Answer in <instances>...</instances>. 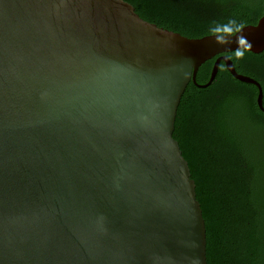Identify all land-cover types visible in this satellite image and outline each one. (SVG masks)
I'll use <instances>...</instances> for the list:
<instances>
[{
  "label": "water",
  "instance_id": "95a60500",
  "mask_svg": "<svg viewBox=\"0 0 264 264\" xmlns=\"http://www.w3.org/2000/svg\"><path fill=\"white\" fill-rule=\"evenodd\" d=\"M243 35L264 52V16ZM235 39L184 37L124 0H0V264H208L174 132L222 62L264 111L226 59Z\"/></svg>",
  "mask_w": 264,
  "mask_h": 264
},
{
  "label": "trees",
  "instance_id": "16d2710c",
  "mask_svg": "<svg viewBox=\"0 0 264 264\" xmlns=\"http://www.w3.org/2000/svg\"><path fill=\"white\" fill-rule=\"evenodd\" d=\"M124 1L143 20L191 39L209 36L213 22L255 26L264 16V0ZM215 62L201 66L198 85L209 82ZM234 65L260 80L264 53L250 52ZM257 96L256 87L236 80L222 63L208 88L189 84L178 109L174 138L196 183L208 264H264V113Z\"/></svg>",
  "mask_w": 264,
  "mask_h": 264
},
{
  "label": "clouds",
  "instance_id": "9594fccd",
  "mask_svg": "<svg viewBox=\"0 0 264 264\" xmlns=\"http://www.w3.org/2000/svg\"><path fill=\"white\" fill-rule=\"evenodd\" d=\"M248 26V21L229 19L226 23L213 22L209 27V33L215 39V43L221 46H228L233 43L232 38L235 37V43L238 47L231 50V54L226 57L230 61H241L246 54L251 52L252 45L243 35V30Z\"/></svg>",
  "mask_w": 264,
  "mask_h": 264
},
{
  "label": "flooded vegetation",
  "instance_id": "af4514ba",
  "mask_svg": "<svg viewBox=\"0 0 264 264\" xmlns=\"http://www.w3.org/2000/svg\"><path fill=\"white\" fill-rule=\"evenodd\" d=\"M262 53H264V52H262ZM262 53H260V54H262ZM218 58V57H217ZM217 58H216V60H217ZM233 62V61H232ZM222 63H224V62H222ZM221 63V64H222ZM220 64V65H221ZM225 64V63H224ZM233 64H234V62H233ZM226 65V64H225ZM235 66V65H234ZM235 69H236V67H235ZM228 70V69H227ZM237 71V70H236ZM257 71L258 72H256V75H258V76H260V80H262L263 82H264V66H262V68H259V69H257ZM238 73V72H237ZM231 74V73H230ZM239 75H242V76H244V77H248V78H251V79H253V80H255V81H257L260 85H261V87H262V90H263V84H262V81H260V80H258L256 77H254V75L253 76H250V74H240V73H238ZM232 75V74H231ZM233 76V75H232ZM235 78V77H234ZM236 79V78H235ZM237 80V79H236ZM239 81V80H238ZM241 82V81H240ZM242 83H244V82H242ZM245 84H249V85H251V86H254V87H256L257 88V86H255L254 84H250V83H245ZM258 89V88H257ZM258 96H259V89H258ZM258 96H257V99H256V103H257V106L259 107V104H258ZM263 107H264V90H263ZM259 109H260V107H259ZM261 110V109H260ZM261 112H263L264 113V111H262L261 110Z\"/></svg>",
  "mask_w": 264,
  "mask_h": 264
}]
</instances>
